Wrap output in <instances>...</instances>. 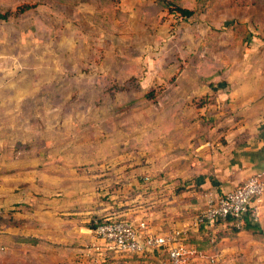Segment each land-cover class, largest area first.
Here are the masks:
<instances>
[{"label":"rangeland","instance_id":"1","mask_svg":"<svg viewBox=\"0 0 264 264\" xmlns=\"http://www.w3.org/2000/svg\"><path fill=\"white\" fill-rule=\"evenodd\" d=\"M73 1L0 0L1 12L29 2L54 7L64 16L61 20L42 9L36 12L50 26H37L38 37L26 31L35 22L31 15L0 21V172L22 169L16 175H0V264L151 263L156 259L149 257L150 253L128 256L113 249L95 232L94 240L70 254H64L61 245H54L50 239L64 242L63 229L68 221L62 215L71 208H79V214L85 217L97 206H103L105 216L129 219L118 216L113 203L121 206L131 203L132 209L137 210L135 213L147 206V200L140 196L131 202L125 191L129 184L125 175L129 165L125 162L131 160L132 178L139 183L144 174L138 171L139 160L135 162L133 155L112 151L119 137L123 138L118 131L127 124L134 126L131 135H139L144 127L156 123L163 116L161 108L171 107L176 98L180 100L179 108L190 116L191 125L202 121L205 112L211 113L204 123L216 121V126L226 123L225 117H219L222 111L227 114L230 107L224 87L211 89L201 83L190 64L198 51L208 59L220 60L219 47L210 42L211 38L207 42L208 24L201 25L202 40L198 38L194 47L197 51L184 58L183 67L174 73L176 83L170 84L159 78L157 72L164 67L165 55L177 52L173 50L177 15L165 9L158 16L143 17L142 9L152 0H116L114 8L130 16L109 23L97 18L96 7L102 6ZM52 28L65 29V34L57 41L59 36ZM244 37L243 46L251 48V36L246 29ZM97 38L102 39L99 49L104 53L99 63L92 60L98 52ZM241 51L238 56L243 54ZM245 51L243 58L248 61L252 53ZM223 56L233 59L230 55ZM109 77L128 84L129 89H120L101 103L95 102L108 86ZM152 87L157 92L155 99L138 101ZM75 93L76 98L69 97ZM210 94L216 97L208 98ZM128 96L132 109L117 111ZM81 105L87 107L85 117ZM18 141L22 144L16 149ZM30 142L33 147L24 148ZM112 184L117 192L105 195L103 190ZM150 199L154 202L148 203L155 205V197ZM19 201L32 204V214L17 213L13 204ZM14 219L22 224L9 225ZM212 229L214 237L228 236L225 242L232 250L231 264H264V234L245 231L241 237L228 235L233 225L219 222ZM221 248L216 245L213 252ZM163 256L165 253L158 258ZM162 264H167L165 259Z\"/></svg>","mask_w":264,"mask_h":264},{"label":"crops","instance_id":"2","mask_svg":"<svg viewBox=\"0 0 264 264\" xmlns=\"http://www.w3.org/2000/svg\"><path fill=\"white\" fill-rule=\"evenodd\" d=\"M194 18L196 24H190L192 27L186 35L191 40L187 47L194 53L197 51L194 49L195 43L198 38H202L200 26L204 24H208L207 42L211 38L210 42L219 47L220 73L213 79L218 83L216 87H224L225 98L229 99L227 114L224 111L219 113V117H225L226 123L223 126H216V121L204 123L203 120H209L211 113L205 112L202 121L198 120L195 125H191L190 116L185 114L186 110L179 108L173 125H163L162 116L156 123L144 127L139 135H131L134 126L128 124L118 131L123 138H118L120 141L112 147L113 153L133 155V161L139 160L140 163L138 171L144 173L139 178L140 182H136L132 178L133 163L127 160L125 164L129 166L125 175L129 184L125 191L131 202L133 198L140 196L147 200V206L135 213L137 210L132 209L130 202L129 206H121L116 202L113 203V211L155 234L175 229L183 230L186 239H192L196 234V239L202 240L203 244L214 243L204 248L207 255L216 253L221 264H231L232 250L225 242L228 236L215 238V234L211 233L212 226H197L195 214L204 206L209 194L222 195L240 185L250 175L264 173V0H210L205 10ZM217 18L220 24H217ZM244 28L251 36L249 49L243 46ZM246 49L252 53L248 61L243 58ZM240 51L243 54L238 56ZM233 52H236L237 59ZM223 55L233 56V59L227 60ZM192 68L196 72V68ZM198 79L200 80L199 76ZM176 81L177 78L175 83ZM210 95L216 97L214 94ZM220 97H223L221 93ZM175 101L180 100L176 98ZM134 140V151H120L121 147ZM21 170L20 167L11 168L0 172L3 173L0 175H16ZM114 186L112 184L103 190L106 191L105 195L115 194L117 190ZM153 197L156 199L155 205H150L148 202ZM258 206L260 217L257 222L264 230V194ZM101 207L103 206H97L98 210L93 212L84 211L89 212L85 217L79 214L81 211L77 207L67 210L62 215L68 221L63 229L64 242L50 240L63 249L75 240H94V231L87 224L96 213H105L104 207ZM86 217L89 220H85ZM21 224L20 222L18 226ZM243 232L245 230L228 235L241 237ZM216 245L222 248L213 252ZM152 251L149 257L156 260L147 264H162L163 257H158L164 252Z\"/></svg>","mask_w":264,"mask_h":264},{"label":"trees","instance_id":"3","mask_svg":"<svg viewBox=\"0 0 264 264\" xmlns=\"http://www.w3.org/2000/svg\"><path fill=\"white\" fill-rule=\"evenodd\" d=\"M209 1L210 0H152L151 4H147L142 9L141 15L143 17L144 16H158L160 14H163V12H165V9H168L174 15H177L179 18L177 25H176V30L174 33L175 47L173 49L174 51H177V52L172 53V55L170 54L168 55V53L165 55L166 59L164 57L165 59L164 67H160L157 72L159 78L167 81L170 84H174L176 80V77L174 76L176 69H181L183 67L184 58L186 59L188 58V56H191L192 54H194L193 51L187 47L188 43L191 42V40L187 38L186 36L187 31L190 30V28L192 27L190 24L192 25L196 24L195 22L196 19L194 17L196 15H199L201 12L205 10ZM83 2H91V3L96 4L97 6L103 7L101 9L96 7V13L98 15L97 18L101 21L105 20L110 23L116 20H122V19L126 20L130 16V13L128 12H125L119 8H114V4L116 3V0H74L73 1L74 4H79ZM41 6H45V7H41ZM41 9L44 11H47L46 13H49L50 15H53V16H57L61 20H63L64 16L62 15V13H58L54 7H50V6L48 7V5L41 4V3L26 2V3H22L18 5L15 9H7L4 12L0 11V21L2 20L8 21L11 18H19L25 15H31L33 18V21L35 22L32 23V27L28 28L26 31L29 34L31 32H34L33 36L38 37L39 30L37 26L39 27V26L45 25L47 28L50 27V26H47V23L45 22V20L40 18L38 15H36L37 14L36 12H38L39 10L41 11ZM186 24H188V26H185ZM52 30L54 31V33H57V37L59 36L57 41L62 37L63 34H65V29L61 30V29L52 28ZM71 31L72 30L69 29V32ZM77 32L78 30H75L76 34ZM75 33L72 36L73 40L76 37ZM67 37L70 38L69 35ZM101 40H102L101 38H97L96 45H98V49H97L98 52H96L93 55L94 57L92 56V60L95 63H99L104 58V53H102L99 49V42ZM100 48H102V46H100ZM190 64L192 67L196 68V72L201 82L208 85L211 89L216 88L218 83H215L213 78L215 77V75L220 73L218 60L213 61L211 59H208L206 54H202L201 51H198L195 57L190 59ZM107 83H108L107 84L108 86H106V88L102 91L101 95L97 99L94 100L95 102L101 103V101H104L106 98L113 96L115 91H120V89L121 91L129 89L128 84L126 83L121 84L117 80H114V78L112 79V77L108 78ZM77 94L78 93L69 94V97L71 98L72 96L73 98H76ZM156 96H157V92L155 91V87H152V89L144 93L142 95V98L138 101L140 102L142 100L151 101L155 99ZM208 98H212V96H208ZM172 102L173 103H170L171 107L161 108V114L164 116L163 117L164 119L161 123L165 126L168 124L173 125V123L177 119V111L180 110L178 106L179 104L178 101H172ZM175 102L176 104H174ZM64 103L66 106L68 103L67 100ZM123 103L124 104L122 105L118 104L120 106H118L117 111L125 112V111H130L132 109V100L130 99V96H128V99L124 100ZM56 105L59 106L60 104L56 103ZM61 108H64V105L61 106ZM80 110L83 116L86 113H88L86 106L81 105ZM21 144L22 142L20 141L16 142V145H17L16 149H19ZM32 147H33V144L31 142L25 144L24 146V148H27V149H31ZM135 148H136V140L129 143L128 145H125L124 147H121L120 151H123V152H128L131 150L134 151ZM13 207L15 211L21 212V213H32V209H33L30 204L22 203V202L14 204ZM118 219H121V218H113L111 216H107V215L105 216L104 214L96 213L91 218L90 222H88L87 225L90 229L95 231L97 226H99L100 224L110 221V220H118ZM19 224H20L19 220H16V219L12 220V222H9V225H13V226L19 225ZM226 224L233 225L234 227L232 231L233 234L238 233L241 230L248 231L249 233L254 234V235L264 234V231L259 225V223L257 221L250 220L248 217L245 218V223L240 228L236 226L235 220L232 218H230ZM199 227L201 228V227H206V226L202 224ZM195 236L196 234L193 236L192 239H189L190 237L186 239L185 242L189 245L195 246L201 253L204 252V248H207L210 245H214V243L211 244L208 242L203 244L202 240H197ZM83 243L85 242H81L79 240L78 241L75 240L74 242L69 243L63 249L64 254H70L74 252L76 253V249L79 246H81ZM56 245L59 246V244H56ZM160 251H163L165 253V256H163V258L167 262L168 261L167 250H160ZM150 252H153V251L147 250L141 255L142 256L145 254L147 255ZM129 255L130 254H128V256ZM135 255H140V254H132L130 256H135ZM124 263H127V261H125Z\"/></svg>","mask_w":264,"mask_h":264},{"label":"built area","instance_id":"4","mask_svg":"<svg viewBox=\"0 0 264 264\" xmlns=\"http://www.w3.org/2000/svg\"><path fill=\"white\" fill-rule=\"evenodd\" d=\"M264 194V173H256L243 183L222 195L209 194L204 206L196 215V224L212 226L235 220L238 228L248 217L257 221L260 215L258 202ZM129 219L110 220L97 226L95 233L110 246L126 254H142L147 250H167V264H220L219 255L201 253L185 242L183 230L155 234Z\"/></svg>","mask_w":264,"mask_h":264}]
</instances>
